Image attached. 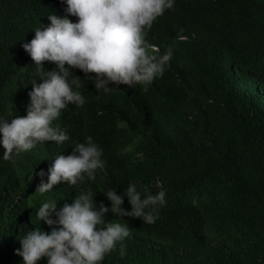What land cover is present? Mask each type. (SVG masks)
I'll use <instances>...</instances> for the list:
<instances>
[{"label":"trees","instance_id":"obj_1","mask_svg":"<svg viewBox=\"0 0 264 264\" xmlns=\"http://www.w3.org/2000/svg\"><path fill=\"white\" fill-rule=\"evenodd\" d=\"M65 8L63 0H0V116L11 112L9 121L26 114L28 82L54 67L42 61L38 69L22 44L51 12L76 21ZM146 40L160 53L174 51L146 90H97L73 69L86 102L67 105L54 121L69 139L14 160L0 143V264H23L14 252L23 231L39 224L51 231L37 215L44 202L57 200L58 209L90 189L94 202L110 207L109 188L119 194L138 180L155 193L157 177L167 189L158 219L124 217L126 254L118 243L101 264H264V0H175ZM88 136L106 160L95 181L40 192V171ZM105 219L120 218L108 212Z\"/></svg>","mask_w":264,"mask_h":264},{"label":"clouds","instance_id":"obj_2","mask_svg":"<svg viewBox=\"0 0 264 264\" xmlns=\"http://www.w3.org/2000/svg\"><path fill=\"white\" fill-rule=\"evenodd\" d=\"M65 12L77 17L51 12L48 25L35 28V36L22 44L38 69L41 62L49 61L53 68L39 71L38 82L31 79L25 92L26 114L10 121L0 116V143L7 149V159L14 160L18 153L37 148L41 143L55 141L63 144L68 133L54 121L62 109L73 104L82 106L85 96L77 90L82 83L73 69L81 70L94 82L97 90H109L113 85L132 87L143 84L145 90L157 77H162L174 51L168 48L160 53L158 46L149 44L146 33L153 22L166 10L172 9L175 0H63ZM151 49V51H150ZM67 65V66H65ZM94 73L95 75H91ZM103 148L88 136L77 142L70 154L57 155L47 170H41L40 192L53 189V185L67 182L74 185L85 177L95 181L98 169L104 168ZM47 177V179H43ZM158 191L144 187L141 181H130L119 194L109 188L103 201L94 202L90 189L74 196L57 209V200H48L39 208L40 223L50 226L46 231L39 225L35 230L23 231L20 247L15 254L23 264H37L46 257V264H101L106 254L117 247L120 255L126 254L123 241L131 235L124 217L140 218L155 223L159 209L166 205L167 189L157 177ZM127 197L130 209L123 207ZM112 212L111 221L105 215Z\"/></svg>","mask_w":264,"mask_h":264}]
</instances>
